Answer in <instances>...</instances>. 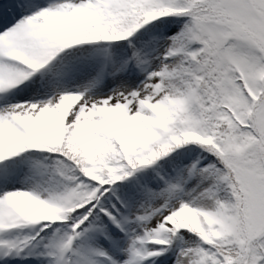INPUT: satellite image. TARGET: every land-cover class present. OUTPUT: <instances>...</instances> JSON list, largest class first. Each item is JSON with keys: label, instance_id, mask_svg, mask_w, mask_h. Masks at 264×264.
I'll return each mask as SVG.
<instances>
[{"label": "snow or ice", "instance_id": "1", "mask_svg": "<svg viewBox=\"0 0 264 264\" xmlns=\"http://www.w3.org/2000/svg\"><path fill=\"white\" fill-rule=\"evenodd\" d=\"M0 264H264V0H0Z\"/></svg>", "mask_w": 264, "mask_h": 264}]
</instances>
